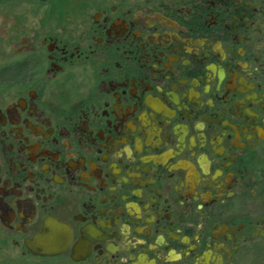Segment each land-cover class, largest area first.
I'll use <instances>...</instances> for the list:
<instances>
[{"label":"flooded vegetation","instance_id":"flooded-vegetation-1","mask_svg":"<svg viewBox=\"0 0 264 264\" xmlns=\"http://www.w3.org/2000/svg\"><path fill=\"white\" fill-rule=\"evenodd\" d=\"M4 0V264H264V0Z\"/></svg>","mask_w":264,"mask_h":264},{"label":"rangeland","instance_id":"rangeland-1","mask_svg":"<svg viewBox=\"0 0 264 264\" xmlns=\"http://www.w3.org/2000/svg\"><path fill=\"white\" fill-rule=\"evenodd\" d=\"M59 0H51V2H57ZM4 0H0V31L2 30V19H3V13H4V7L7 6L8 4H3ZM16 2L17 6L20 7L21 11L25 14L27 13L29 16H32V13H30L28 10L31 9V7L34 4H37L35 0H9V3L13 5L12 3ZM1 40V38H0ZM8 257L0 258V264H4L6 262Z\"/></svg>","mask_w":264,"mask_h":264}]
</instances>
